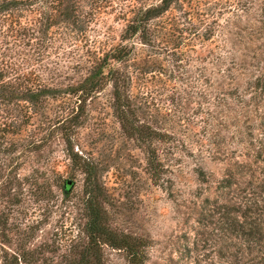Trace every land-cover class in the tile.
Returning a JSON list of instances; mask_svg holds the SVG:
<instances>
[{"label": "trees", "instance_id": "1", "mask_svg": "<svg viewBox=\"0 0 264 264\" xmlns=\"http://www.w3.org/2000/svg\"><path fill=\"white\" fill-rule=\"evenodd\" d=\"M203 1L160 0L158 5L133 9V17L127 21L117 45L89 47L93 14L85 6V0H0V154H15V161H24L18 166L19 169L23 168L32 162V155L47 146L58 133L67 146L70 161L87 177L84 239L81 251L73 253L72 257L66 256L69 264H104L103 246L124 250L130 264L144 263L142 241L118 235L106 225L107 213L99 194V181L101 174L110 166L109 159L101 160L75 152L73 138L88 121L90 106L99 100L108 87L112 88L110 106L123 137L141 143L150 142L156 137L151 125L140 124L137 115L139 107L130 97L133 81L130 62L135 57L137 44L134 40L139 39L143 46H151L155 41L151 23L175 7L184 12L185 21L193 29L185 28L178 34L180 42L177 41L176 49L167 47L165 51L176 56L179 47H188L190 39L184 38L187 34L193 37V42L210 44L208 55L204 56L211 60L209 77L204 76L207 91L202 89L200 78H194L191 87V96L198 101L206 99V104L198 103L194 116L184 118L197 129L198 123L193 118L202 116L201 123L205 126L201 131H192L190 135L200 144V152L207 153L208 146L217 145V138L213 141L211 130L219 126V114L224 108L232 111L231 104L234 102L239 108H246L240 119L238 117L236 120L235 132L242 134L239 129L248 130L251 137L248 147L258 150L252 163H238L237 172L228 173L220 184L222 189H230L236 177L240 180L249 177L252 179L247 183L249 189L241 188L239 194L227 201L228 204L219 205L217 202L210 209L219 215L217 227L227 242L224 244L223 258L229 260L227 264H264V169L259 166L260 161L264 162V74L257 77L255 83H246L247 87L242 91L248 94L242 95L239 87L227 91L236 82L234 71L243 67V63H238V58L242 60L247 56L242 53L246 38L243 34L255 35L251 31L257 26L250 23V19L254 18L264 27V0H212L213 3L208 4ZM186 3L189 10L184 11ZM202 8L208 14L202 15ZM197 20L200 23L198 26L195 24ZM243 22L250 27H240ZM166 32L167 28L162 27L160 45L167 36ZM85 48L87 51L84 55ZM216 52L223 53L219 57ZM196 54L195 57L185 54L187 66L194 61H203L198 50ZM74 62L72 67L66 65ZM258 67L261 68L260 65ZM69 70L77 75V79L62 87V74ZM260 71H264V68ZM152 73L149 69L139 70L142 76ZM54 103H58L56 108ZM51 112L53 115H50ZM170 114L164 120V126L173 123L174 117ZM162 125L160 143L169 138ZM147 165L152 179L156 177L160 187L164 188L169 183L164 179L169 166L156 158L149 159ZM199 172L200 179L206 182L204 171ZM258 174L261 182L253 187L254 180L259 179L256 177ZM65 194H68L67 189ZM11 214L12 210L7 207L0 219V264H50L52 260L47 255L50 254L49 247L34 245L33 236L27 228L23 229L22 223H11ZM213 217L210 214L208 221L211 219L210 222H213ZM12 244H17L16 249L10 247Z\"/></svg>", "mask_w": 264, "mask_h": 264}, {"label": "rangeland", "instance_id": "2", "mask_svg": "<svg viewBox=\"0 0 264 264\" xmlns=\"http://www.w3.org/2000/svg\"><path fill=\"white\" fill-rule=\"evenodd\" d=\"M205 2L208 4L212 0ZM159 3L160 0H85V6L93 14L88 46L117 45L127 21L133 17V9ZM185 10H189L188 3ZM183 13L175 7L151 23L155 35L151 46H143L139 39L134 40L137 45L133 59L137 58L139 62L133 59L130 62L133 79L130 97L139 107L137 115L140 124L151 125L156 137L147 143L123 137L110 106L112 88L108 87L90 106L88 121L76 133L73 143L75 152L79 151V154L109 159L110 166L101 174L99 181V194L107 213L106 225L118 235L142 241L143 264H227L229 260L224 259L222 254L227 242L217 227L219 215L210 209L217 202L219 205L228 204L227 201L239 194L241 188L249 189L247 183L252 182L249 177L244 180L236 177L230 189H222L220 184L228 173L237 172L238 163H252L258 150L248 147L251 140L248 130L238 127L243 135L236 134V120L246 108L243 110L234 102L231 104L234 112L221 108L223 112L219 114L217 123L222 127L211 130V137L217 138V145L208 146L206 149L209 152H200V144L190 135L205 126L201 123L202 116L193 118L198 123L197 129L184 118L194 116L198 103L206 104V99L198 101L191 96V87L194 78H200L202 89L207 91L204 76L209 77L211 60L204 58L208 55L210 44L193 42L189 34L184 37L190 39L189 46L179 47L176 56L165 51L167 47L176 49L180 42L178 34L185 28L193 29L185 21ZM201 13L208 14L205 8L201 9ZM198 21L195 22L197 26L200 25ZM250 23L257 26L251 31L255 35L243 34L246 38L242 53L247 56L242 60L238 58L243 67L234 71L236 82L227 88V91H234L239 87L242 95L248 94L242 91L248 81L255 83L254 80L264 74L260 71L264 68V27L254 18L250 19ZM239 26L250 27L247 22ZM162 27L167 28V36L160 45ZM215 40L218 42L217 37ZM197 50L204 62L194 61L187 66L185 54L195 57ZM86 51V48L83 49L82 54L85 55ZM222 53L216 52V56ZM66 65L72 67L75 62ZM142 68L153 73L139 75ZM62 76V87L77 79L71 70ZM53 105L56 108L58 103ZM169 112L174 121L171 126H164ZM50 115H53L52 112ZM160 125L165 128L164 133L169 134L164 143H160ZM15 157V154H0V219L9 207L12 210L11 223H22L23 229L27 228L33 236L34 245L49 247L50 254L47 255L52 260L50 264H69L66 256L72 257L73 253L81 251L84 239L88 200L86 175L70 161L67 146L58 133L47 146L33 154L32 162L23 168L18 166L24 161H15ZM151 158L159 162L161 159L169 166L164 176L166 181L169 180L165 186L168 189L160 187V181L156 177L152 179L147 171ZM259 166L264 169V162L260 161ZM199 170L204 171L206 182L200 179ZM256 177L259 179L254 180L253 187L261 182V176L258 174ZM68 181L74 182L71 188L66 187ZM66 189L68 194H65ZM210 214L214 215L213 222H210L211 219L208 221ZM16 246L10 245L12 249ZM102 253L104 264H130L124 250L103 246Z\"/></svg>", "mask_w": 264, "mask_h": 264}, {"label": "water", "instance_id": "3", "mask_svg": "<svg viewBox=\"0 0 264 264\" xmlns=\"http://www.w3.org/2000/svg\"><path fill=\"white\" fill-rule=\"evenodd\" d=\"M66 186H67L68 188H71V187L73 186V184H72L71 181H68V182L66 183Z\"/></svg>", "mask_w": 264, "mask_h": 264}]
</instances>
